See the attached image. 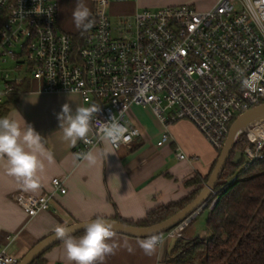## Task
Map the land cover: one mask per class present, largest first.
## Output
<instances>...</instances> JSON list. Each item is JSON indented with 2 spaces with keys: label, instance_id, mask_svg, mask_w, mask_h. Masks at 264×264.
<instances>
[{
  "label": "built area",
  "instance_id": "obj_1",
  "mask_svg": "<svg viewBox=\"0 0 264 264\" xmlns=\"http://www.w3.org/2000/svg\"><path fill=\"white\" fill-rule=\"evenodd\" d=\"M95 2L93 27L71 34L59 25L58 0H0V104L36 81L43 92L79 94L85 106H97L89 142L74 149L78 157L103 142L97 119L115 117L127 139L111 147H130L141 135L128 121L133 106L150 108L166 127L190 121L220 151L234 121L264 103V0H216L208 10L191 4L142 9L116 23ZM242 134L251 143L246 168L264 159V119ZM171 141L165 132L157 146ZM177 157L186 159L181 151ZM52 187L12 198L35 217L49 210L57 192H67L60 178ZM192 221L168 234L185 235ZM19 262L0 250V264Z\"/></svg>",
  "mask_w": 264,
  "mask_h": 264
},
{
  "label": "crops",
  "instance_id": "obj_2",
  "mask_svg": "<svg viewBox=\"0 0 264 264\" xmlns=\"http://www.w3.org/2000/svg\"><path fill=\"white\" fill-rule=\"evenodd\" d=\"M215 2L130 0L125 2L130 6L126 17L133 18L142 9L172 4H191L199 10H208ZM110 5L107 3L103 8L108 15ZM59 9L58 3L61 29L70 30L72 26L64 25L60 19ZM65 103L71 105L73 112L77 105L87 107L79 94L43 92L41 85L33 81L20 93L16 107L7 115L19 121L22 127L25 122L32 125L44 145L40 159L45 167L38 174L40 186L35 191L25 190L22 182L9 176L4 167L5 160L0 159V250H6L8 255L20 260L35 244L54 233L57 226L67 227L94 220L97 216L104 219L118 216L126 221L140 222L150 211L186 198L198 186L185 183L196 175L210 177L220 154L190 121L180 120L166 127L150 108L133 106L128 121L139 128L141 135L130 147L118 150L106 146L103 141L90 150L97 156V163L89 166L83 157L74 153L81 140L73 145L63 139L57 115ZM165 132L170 134L172 141L159 147L157 141ZM179 151L186 159L177 157ZM55 178L64 182L67 192H57L49 210L31 217L14 202L12 197L18 193L39 196L51 192ZM161 238L163 244L158 246L156 255L148 257L137 244L143 238L115 233L114 239L121 247L102 264H161L173 248L175 237L166 234ZM125 241L135 249L133 253L123 247ZM43 259L45 264H72L66 258L63 242L47 251Z\"/></svg>",
  "mask_w": 264,
  "mask_h": 264
},
{
  "label": "trees",
  "instance_id": "obj_3",
  "mask_svg": "<svg viewBox=\"0 0 264 264\" xmlns=\"http://www.w3.org/2000/svg\"><path fill=\"white\" fill-rule=\"evenodd\" d=\"M20 93L9 96L0 104V117L7 116L16 107ZM248 145L251 143L246 134L237 138L215 194L204 209L209 236L175 238L173 248L161 264H264V159L245 168L244 150ZM236 152L242 153V159L237 163L233 161ZM262 153L264 155V148ZM208 179L196 175L188 180L187 186H198L195 192L178 202L150 211L140 222L126 221L118 216L112 220L137 227L161 223L194 201ZM212 199L217 202L214 209L208 211ZM43 256L32 264H45Z\"/></svg>",
  "mask_w": 264,
  "mask_h": 264
},
{
  "label": "clouds",
  "instance_id": "obj_4",
  "mask_svg": "<svg viewBox=\"0 0 264 264\" xmlns=\"http://www.w3.org/2000/svg\"><path fill=\"white\" fill-rule=\"evenodd\" d=\"M99 4L107 7V0H99ZM71 15L75 27L83 32L90 30L95 23L84 0H76ZM99 111L100 109L95 105L90 107L77 105L73 112L71 105L65 103L62 111L57 115L63 139L73 145L78 140L89 142L93 116ZM96 126L106 146H115L127 139L125 136L127 130L115 117L109 122L97 119ZM43 148L42 137L32 125L25 122V126L22 127L16 119L0 117V159L5 160L4 167L7 174L22 182L25 190L35 191L40 186L38 174L45 167L40 159ZM83 159L89 166L97 163V156L92 151L84 154ZM48 160L51 162V156ZM82 227L84 232L78 238L72 235L74 230L71 228L57 226L54 229L55 238L63 242L66 258L72 264H102L108 256L115 255L121 247L114 239L115 232L112 225L103 217L97 216L94 220L85 222ZM137 244L146 256L153 257L158 251V246L163 244V240L159 235L153 234L138 240ZM123 247L129 253L135 251L127 241L124 242Z\"/></svg>",
  "mask_w": 264,
  "mask_h": 264
},
{
  "label": "water",
  "instance_id": "obj_5",
  "mask_svg": "<svg viewBox=\"0 0 264 264\" xmlns=\"http://www.w3.org/2000/svg\"><path fill=\"white\" fill-rule=\"evenodd\" d=\"M262 119H264V103L245 112L234 121V123L230 127L226 142L223 148L221 149L216 165L208 181L204 185L202 191L195 198L194 201H192L190 204H188L186 207H184L182 210L177 212L172 217L168 218L167 220L161 223L148 227H137V226L126 225L112 219H105V220H107L112 225L113 231L116 234H123L131 237L143 238V239L153 234L161 235L169 231H172L174 229L182 228V226L186 221L193 220L211 200V196L213 195L216 187L218 186L221 174L224 171L225 166L227 165V162L234 149V145L237 141V138L241 133L240 131L242 129H245L250 124ZM241 159H242V153L236 152L233 161L237 163L240 162ZM90 221L92 220L85 222H90ZM85 222H77L67 226V228L73 229L74 231L72 232V235L76 236L84 232V228L82 226ZM60 242L62 241L55 238V232L52 233L51 235L45 237L37 244H35L29 250V252L25 256H23L19 264H32L37 258L45 254L52 247H54L56 244Z\"/></svg>",
  "mask_w": 264,
  "mask_h": 264
},
{
  "label": "rangeland",
  "instance_id": "obj_6",
  "mask_svg": "<svg viewBox=\"0 0 264 264\" xmlns=\"http://www.w3.org/2000/svg\"><path fill=\"white\" fill-rule=\"evenodd\" d=\"M176 1V0H174ZM76 0H58L60 4L59 9V16L60 19L63 21L64 25L72 26L70 30H65L68 33L75 34L78 33V30L72 20V10L75 7ZM127 2V1H126ZM85 5L89 8L92 16L95 13L96 2L95 0H84ZM111 3V10H110V19L113 23H116L117 20L121 17L127 16L129 13V3L125 2H110ZM173 5V4H172ZM62 6V8H61ZM196 7V6H195ZM198 9V8H197ZM63 30V29H62ZM206 218L207 212L202 210L194 219L193 221L185 228L184 234L185 236L190 239L194 237H208L209 231L206 227ZM184 236V235H183ZM174 242V241H172Z\"/></svg>",
  "mask_w": 264,
  "mask_h": 264
},
{
  "label": "bare ground",
  "instance_id": "obj_7",
  "mask_svg": "<svg viewBox=\"0 0 264 264\" xmlns=\"http://www.w3.org/2000/svg\"><path fill=\"white\" fill-rule=\"evenodd\" d=\"M243 130V129H242ZM242 130L240 132H242Z\"/></svg>",
  "mask_w": 264,
  "mask_h": 264
}]
</instances>
